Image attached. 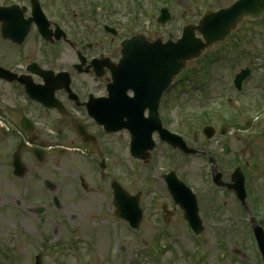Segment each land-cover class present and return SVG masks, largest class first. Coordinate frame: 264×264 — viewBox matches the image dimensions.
Wrapping results in <instances>:
<instances>
[{
    "label": "rangeland",
    "instance_id": "1",
    "mask_svg": "<svg viewBox=\"0 0 264 264\" xmlns=\"http://www.w3.org/2000/svg\"><path fill=\"white\" fill-rule=\"evenodd\" d=\"M234 0H220L215 2L214 4H210L209 6L203 5V9L207 7H214L213 9H217L222 6H227L231 4ZM192 6V5H191ZM189 4L185 0H179V18L178 22L183 20L182 12ZM196 8V7H194ZM202 10V9H201ZM189 13L194 14V11L191 9ZM250 25H247L249 27ZM255 28L254 38L249 37L250 42L254 45L255 49L258 53L259 64H264V41H263V33H260V27L258 25L253 26ZM248 38V35L246 36ZM216 47L213 49L215 50ZM212 51V49L210 50ZM229 61L219 62L216 65L215 75H214V89L217 91L220 86H224L231 77L234 76L235 70L233 69V65L228 64ZM252 90L256 89L255 81L252 80L251 83ZM260 96V95H259ZM201 106L197 103L192 105L191 111L194 112L196 109ZM217 139V138H216ZM260 147V151L262 152V159L260 160V166L264 164V137L260 138V140L256 141ZM114 143L123 144V141L120 137L115 138ZM194 146L200 147V144H194ZM211 149L217 150L218 152L221 150V147L215 145L214 141H211ZM116 153L118 155L124 154V150L122 148L116 149ZM247 153H250V148H244L241 142H237L234 140L233 142V153L228 158H234L235 155L245 156ZM227 159V158H226ZM224 159V160H226ZM73 166L71 163H67L66 167L59 174L63 178L62 180V190L65 195V200L67 203L70 202V190L76 181V177H72L69 175L72 172ZM118 169L122 173L125 178L126 185L131 189V191H138L143 188L146 180V176L141 175L137 177V180L134 178H130V175L136 170L134 167L132 170L128 171L124 167H119ZM5 170V169H3ZM1 170V172L3 171ZM53 170V168H51ZM207 165L204 160H192L189 163L185 164L181 174L188 177L191 183L199 188L200 184L205 180L207 173ZM0 172L1 181L4 184L2 188V193L0 190V195L3 200L0 203V264H31V252L35 250V245H41L44 240L45 230L38 222V218L44 217L36 216L35 213L31 214L27 212L25 209H20L16 206L15 200L17 194L13 191L14 182L11 180V185L7 184L9 181L7 179L8 170H6L7 176L5 172ZM129 172V176H128ZM84 173V172H83ZM254 175V172L252 173ZM84 179L88 184L94 187L91 172L86 168L84 174H82ZM252 175V176H253ZM254 177V176H253ZM260 177L262 180L257 181L254 180L249 187L251 199L248 200V203L252 209H259L261 206L264 207V170L262 169ZM9 178V176H8ZM161 183L157 182V187L159 188ZM10 186V189L8 187ZM19 185H16V189H18ZM38 196V194H35ZM104 197L102 191H97L95 189L92 190L91 193L85 195L84 202L82 203V216L78 220V226L80 230V235L83 238V244L79 249H76V253L66 260V264H109V261L114 257L117 253L122 259H114V264H125L127 261L131 262L133 259L134 252L140 250V244L143 239L151 240L152 232L148 231V223L144 224L142 227V232L140 233H132L128 228L124 227L122 230V236H120V241H115L113 239V246L109 247V230L112 223L109 224L110 221L114 220V212H110L104 208ZM162 201H166V199H162ZM35 201H33L34 204ZM216 204H225L226 205V215L219 216L221 219V224H218L212 218H209L212 223H208V215L205 216V231L200 240H195L192 235L187 231L185 222L179 217L178 214L174 215L172 218L173 225V237L169 241L172 243V248L168 251L166 255H163L164 262L167 264H191L192 255L196 252L195 260L201 258L200 246L204 245L208 254L201 259L204 261L203 264H254L253 263V255H256L257 259H259V255L255 250V241L252 238V234L250 232V224L248 216L239 208L238 202L232 197V195L216 191L211 196H207L206 198L200 199V210L201 215L205 214L209 208V205ZM30 205H32L30 203ZM213 215V213H212ZM260 215V214H259ZM260 217H264L263 214ZM204 218V217H203ZM102 219L104 221L102 222ZM113 219V220H112ZM100 222L97 224V228L102 229V234L104 235V241L101 242L98 236L97 231L92 227V222ZM55 225L49 226V229L54 228ZM224 237V241L223 238ZM27 240V241H26ZM10 243H15L18 247L17 255H12L10 260H8V255H5V251ZM224 244V247L222 246ZM125 246V247H124ZM234 249H240L243 254L247 257L243 258L242 255L234 256L230 255ZM70 250V249H68ZM67 250V251H68ZM75 251L74 249H72ZM44 251L48 254L47 250ZM224 255V257H223ZM53 257V255H50ZM63 257V255H60ZM45 264H51L53 262V258L48 259L44 257ZM194 264V263H193Z\"/></svg>",
    "mask_w": 264,
    "mask_h": 264
},
{
    "label": "flooded vegetation",
    "instance_id": "2",
    "mask_svg": "<svg viewBox=\"0 0 264 264\" xmlns=\"http://www.w3.org/2000/svg\"><path fill=\"white\" fill-rule=\"evenodd\" d=\"M1 4L3 5H12V4H18L21 7H25L26 9L24 10V16L28 18L31 14L30 9H31V4L32 0H0ZM43 3L46 7V9H53L54 15L61 16L62 13L65 11L63 10V3L58 0V1H52V0H43ZM46 14L50 17L51 14L50 12H46ZM34 28H32L31 31V37L35 35L34 33ZM66 40H59L56 41L54 46H62L66 45ZM65 52H46V58H51L55 61H60V55ZM45 68V66L43 67ZM10 69L12 70L13 73L15 74H24V71H17L14 69V67L10 66ZM62 70L60 67L58 69H55V74H59ZM34 80L37 84H44L43 80L40 79L39 77H34ZM3 86L0 87V101L5 102V104L9 103V86L7 85V81H2ZM60 81L55 80L52 82L53 87H55L54 95L57 97L58 91L56 90L57 86H59ZM16 90L19 91V102L17 105V109L14 110H7L4 111L3 109L0 110L2 114H8L10 121L14 124V127L16 129L20 130L24 136H31L37 140H40L41 145H47L48 140L47 136H49L43 129L38 128V124L40 121L43 120V118L51 114L55 118L59 119L62 122V129H64L66 132H69V136L72 137V135H77L76 131L72 130V120L74 117H78L77 115H82L85 114L87 115L86 109L82 106V103L84 101H81V97L78 96L79 103L76 104L74 102H69V110H73L72 112L66 110V113L64 115L61 114V112L58 109H52L48 110L45 107H43L40 103H37L36 101L31 100L29 97H27L24 89L20 87L19 85L15 84ZM73 90L76 92V94L79 95L77 92V88L73 87ZM62 95V98L57 97L60 101L65 102L66 99L68 98V95L65 90H60L59 91ZM23 109L21 110V108ZM24 119H29L33 123L32 131L30 133L26 132L23 127H22V122ZM35 121V123H34ZM67 128V129H66ZM72 134V135H71ZM72 140L68 141L71 142ZM8 146L11 147L13 146V141H8L7 142ZM104 153L106 155L105 160L108 162L110 158V151L109 149L106 150V152H103L101 154L102 157H104Z\"/></svg>",
    "mask_w": 264,
    "mask_h": 264
},
{
    "label": "water",
    "instance_id": "3",
    "mask_svg": "<svg viewBox=\"0 0 264 264\" xmlns=\"http://www.w3.org/2000/svg\"><path fill=\"white\" fill-rule=\"evenodd\" d=\"M236 13H239L236 16L238 19L248 14L253 15V18L262 17L264 16V0H246L236 7Z\"/></svg>",
    "mask_w": 264,
    "mask_h": 264
}]
</instances>
